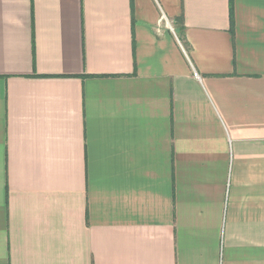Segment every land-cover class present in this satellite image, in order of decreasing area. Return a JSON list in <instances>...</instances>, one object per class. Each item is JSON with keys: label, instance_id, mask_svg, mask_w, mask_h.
<instances>
[{"label": "crops", "instance_id": "0c3cea01", "mask_svg": "<svg viewBox=\"0 0 264 264\" xmlns=\"http://www.w3.org/2000/svg\"><path fill=\"white\" fill-rule=\"evenodd\" d=\"M229 4L0 0V264H264V0Z\"/></svg>", "mask_w": 264, "mask_h": 264}, {"label": "trees", "instance_id": "16d2710c", "mask_svg": "<svg viewBox=\"0 0 264 264\" xmlns=\"http://www.w3.org/2000/svg\"><path fill=\"white\" fill-rule=\"evenodd\" d=\"M230 4H229V12H230V23H231V30L233 27V12H232V0H229ZM180 33V31H179Z\"/></svg>", "mask_w": 264, "mask_h": 264}]
</instances>
